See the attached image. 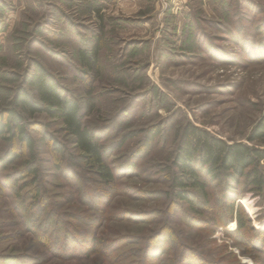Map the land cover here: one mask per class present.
<instances>
[{"label":"rangeland","instance_id":"1","mask_svg":"<svg viewBox=\"0 0 264 264\" xmlns=\"http://www.w3.org/2000/svg\"><path fill=\"white\" fill-rule=\"evenodd\" d=\"M253 11V19L245 21L244 15ZM261 19L264 0H0V108L11 105L37 61L80 102L84 121L106 134L105 143L151 125L163 130L146 158L121 172L97 213L80 194L85 186L96 188L80 159L70 170L72 177L56 166L62 159L51 152L47 133L77 152L59 121L45 112L27 114V132L38 145L39 176L29 174V152L19 143L20 158L0 167V264H124L140 257L134 251L110 262L99 252L79 257L72 249L77 245L72 232L89 231L105 240L145 238L166 224L175 230L171 255L183 244L233 264L221 247L215 250L226 245L224 252L251 264L224 234V229H235L234 221L207 235L187 226L183 212L166 207L165 199L154 198V191L167 185L152 164L169 163L187 121L227 141H246L264 113V54L249 57L236 41L238 27L253 28ZM95 41L98 52L91 69L81 53L90 55ZM89 92L92 102L85 106ZM134 140L112 152L111 164L126 161ZM257 145L264 147V141ZM6 148L0 137V154ZM240 202L253 227L264 231L257 198L247 195ZM95 214L99 226L84 222ZM127 246L120 250L140 245Z\"/></svg>","mask_w":264,"mask_h":264},{"label":"trees","instance_id":"2","mask_svg":"<svg viewBox=\"0 0 264 264\" xmlns=\"http://www.w3.org/2000/svg\"><path fill=\"white\" fill-rule=\"evenodd\" d=\"M247 14L244 15L245 21L250 22L255 11L249 17ZM238 22L239 25H244L241 24L243 21L237 20L236 23ZM253 26L238 27L241 33L238 40H235V36L231 38L252 58L264 54V20H259ZM228 33L233 35L231 30ZM94 43L90 55L81 53L83 63L91 69L96 63L98 52V43ZM88 96H91V92ZM92 98L84 105L90 106ZM39 112H45L59 121L77 151L72 152L55 135L47 133L51 152L56 159H62L56 166L72 177L70 170L79 163L77 159H80L83 169L95 177L96 188L92 191L85 186L80 194L87 198L91 210L98 211L97 213L103 211L98 209V203L106 202L109 198L111 189L122 175L121 172L127 173L128 169L131 171L130 169L137 166V161L145 159L152 150L155 138L163 132L160 126L151 125L123 133L117 143H105L106 134L84 121L86 114L82 111L80 102L59 86L41 63L35 61L27 70L22 85L16 88L11 105L0 108V137L8 143V148L0 154L1 168L5 169L20 158L17 149L20 145L29 152L25 162L29 174L39 176L37 140L28 134L25 118L27 114ZM131 139L135 141V145L126 161L118 166L111 164L112 152L126 145ZM262 141L264 113L247 134L246 141H227L187 121L181 126L169 163L152 164L157 169V176L167 185L165 189L154 191L158 194L154 198L165 199L166 207L183 212L182 218L187 226L205 230L207 235L217 227L226 228L229 221H234L235 229H224V234L233 240V245L240 248V255L250 257L251 264H264V231L253 227L240 200L247 195L257 198L256 203L260 207L258 219H264V147L257 145V142ZM14 146L16 147L13 148ZM63 155H66L64 162ZM63 163L65 164L62 167ZM97 218L98 214L85 217L84 222L99 226L96 223ZM72 233L71 240L77 243L72 249L79 257L89 258L91 254L99 252L110 262L117 260L116 258L120 260V257L124 259L129 251H134V255L140 259L127 260L124 264H224L222 259L201 255L194 248L183 244L171 255L169 246L175 244V230L167 224L145 238L138 235H120L105 240L89 231L86 233L78 229ZM131 244L140 246L120 250L121 247ZM220 247L223 257L236 261L233 264H249L237 260L232 252H224L226 245L218 246L215 250Z\"/></svg>","mask_w":264,"mask_h":264}]
</instances>
